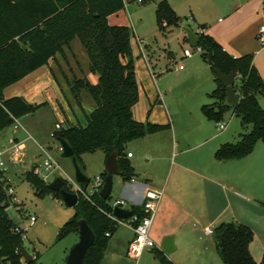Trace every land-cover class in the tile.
I'll use <instances>...</instances> for the list:
<instances>
[{
  "label": "trees",
  "instance_id": "16d2710c",
  "mask_svg": "<svg viewBox=\"0 0 264 264\" xmlns=\"http://www.w3.org/2000/svg\"><path fill=\"white\" fill-rule=\"evenodd\" d=\"M124 8L122 0H0V131L13 123V118L34 114L46 103H31L22 96L3 97V89L22 79L57 55H62L78 38L88 58L89 71L97 74L92 83L86 76L66 78L67 86L79 106L84 124L71 122L63 115L60 128L52 131L56 141L64 139L73 149L74 156L83 171L82 155L101 150L106 157L117 152V175L130 181L136 173L127 159L125 145L135 139L170 128V123L158 124L139 121L132 108L139 95L131 49V31L126 25H110L107 17ZM157 26L176 24L179 18L165 0L155 6ZM203 29L204 26L200 25ZM197 47L207 62L211 52L215 87L207 94L210 103L202 104V114L215 123L222 120L226 110L239 118L243 132L232 142H223L214 152L216 160H226L248 155L257 142L264 143V109L258 98L264 95V82L253 63V55L245 53L233 56L225 51L214 37L199 32ZM186 37L184 36V40ZM169 58L173 55L167 53ZM234 73V88L238 103H226V88L214 73ZM85 91L93 101L86 110L80 99ZM105 176V171L100 174ZM26 180L38 196L51 195L61 200L59 192L52 191L34 167L24 173ZM89 183L80 186L86 190ZM63 188L70 190L64 182ZM111 194V193H110ZM11 196L0 181V264H40L37 253L29 262L20 255L26 230L16 231L18 224L8 217L6 208ZM264 207V201L261 202ZM73 216L59 229L57 239L70 233H78V221L84 219L94 233V241L88 248L82 264H100L108 242V236L118 225L108 217L111 212V196L103 199L99 190L85 197L78 194ZM138 217L141 207H134ZM109 235H105L106 233ZM215 248L223 264H256L248 245L253 238L251 229L241 223L223 221L213 229ZM151 252L160 264H173L157 247ZM260 264H264V251Z\"/></svg>",
  "mask_w": 264,
  "mask_h": 264
},
{
  "label": "crops",
  "instance_id": "0c3cea01",
  "mask_svg": "<svg viewBox=\"0 0 264 264\" xmlns=\"http://www.w3.org/2000/svg\"><path fill=\"white\" fill-rule=\"evenodd\" d=\"M255 1L240 0L230 4L227 15L230 19L225 27L219 29V43L225 51L233 56L251 53L253 63L264 82V41L260 40L261 35L259 32L260 26L264 25V11L259 13L257 7H254ZM243 8L244 11L238 14V11ZM117 12L107 17L108 24L126 25L122 22L110 20ZM219 20L221 21V18ZM201 31L206 32L203 28L196 30L195 33ZM184 36L185 33L183 32L182 41L188 43L187 39L184 40ZM135 37L140 50L134 49L133 44H131V49L132 55L135 56V76L140 93L143 89L142 79L147 77L149 80L150 76L153 83H156L157 75L153 71V67L157 65L159 59L155 58L148 61L145 51L142 52L143 42L141 38H138L139 36L136 33ZM198 51L201 53L200 50ZM169 52L172 53L173 57L169 58L167 52L168 61L176 64L175 55L172 51ZM61 56L65 57V49ZM57 58L58 55L55 59L50 60L47 65L39 67L17 82L6 86L3 89V97L22 96L31 103L44 102L46 103L45 106H55L57 104L62 114V120L55 123H62L63 115L75 123L76 118L73 117L72 107L67 104L68 97H64L62 94L63 87H61L58 76L61 75L64 78L66 73L59 68ZM183 58H192V54L185 56L182 53L181 59ZM185 62L188 61L179 63L176 69H181ZM52 63H55L58 67V74L53 70ZM208 66L206 61L200 63L201 78H203L202 85H206V82L212 80L215 86L213 73L209 69L210 66ZM83 72L92 83H96L97 79L89 69ZM261 97H264V95L258 98L260 106H262L260 103ZM87 103L90 108L94 105L91 99ZM162 106V104H159L155 108L162 109L164 108ZM28 115L32 116L33 114ZM28 115H24L18 120ZM165 115L164 120L150 118V122L158 124L169 122V129L132 140L125 145L126 153H131L130 156H127V159L136 176L132 178L133 181H123L119 176L118 179H115L116 177L113 175L112 190L115 185L117 194L115 199H124L127 202L126 207L134 210V207H141L145 191L148 188L162 191L149 234L156 247L163 253L164 239L171 238V252L164 254L173 264H223L217 254L213 234L204 232L205 228L214 229L216 225L223 221L241 223L251 229L253 238L249 242L248 249L255 263L260 264L264 251V219L260 222H243L245 220H242L238 203L241 205L242 201H245L252 202L254 205L256 203L254 196L246 191H251L255 186L260 187V189L264 188V143L257 142L248 155L218 161L214 157L215 150L221 144H219L217 123L208 120L203 114L195 120L191 118L190 122L187 119H181L177 123L172 120L170 122L167 113ZM178 123H180V129ZM186 125L190 130L189 133L183 131ZM9 129V135L1 134L0 131V150L2 151L7 148L8 137L24 140L27 137L26 132L32 135L26 127H24L26 132L22 129L14 130L12 127H9ZM19 132L23 133V138L18 136ZM134 141L140 142L141 155H144L148 162L145 168H139L138 161H134L135 154L128 150V145ZM56 142L54 140L52 144L43 145L51 148ZM192 142L193 145L191 146L190 143ZM57 154L60 155V153ZM3 156L7 161L8 171L18 164L12 162L8 152H4ZM66 159L71 164L70 158ZM71 169L72 173H69L70 175L73 174L72 164ZM104 171L105 156L103 157L100 174ZM244 190L246 191L243 192ZM230 196L231 200L229 199ZM122 226L127 229L126 234L114 236V231L108 236V242L100 264H103L105 255L108 252L109 254H115L114 252L122 249L126 253L128 244L133 238V231L127 225ZM153 258L155 259L154 256Z\"/></svg>",
  "mask_w": 264,
  "mask_h": 264
},
{
  "label": "rangeland",
  "instance_id": "374dc122",
  "mask_svg": "<svg viewBox=\"0 0 264 264\" xmlns=\"http://www.w3.org/2000/svg\"><path fill=\"white\" fill-rule=\"evenodd\" d=\"M158 1L160 0H146L141 5L130 3L110 19L113 22L125 23L129 27L131 31L130 42L133 44L134 49H139L135 33L139 36L138 38H141L143 42L142 52L145 51L148 61L155 58L159 59L156 66L153 67L152 64L153 71L157 75L156 83H153L150 76L149 80L147 77L142 79L143 89H141L138 100L132 109L133 116L140 120L151 121L150 118L164 120V115L167 113L170 122L172 120L177 123L181 119H187L190 122L191 118L195 120V118L202 116L200 107L202 104L211 102L207 94L215 86L212 80L206 82V85H202L203 78H201L200 63H203L204 60L197 48L182 41L183 28H189L196 32V30L201 29L200 25H203L206 33L212 35L219 42V29L225 27L230 19L227 16L228 7L231 6L232 2L240 0H165L179 20L176 24L165 25L164 28H159L156 22L155 6ZM254 7H257L259 13L263 12L264 0H256ZM242 11H244V8L239 10L238 14ZM188 18H191L192 21H188ZM219 18H221V21ZM185 48L192 52V58L181 59ZM169 51H172L175 55L176 64L168 61L166 53ZM132 57L135 69V56L132 55ZM87 60L88 58L78 38L72 41L69 48H65V57L58 55L57 58L59 68L66 73L64 78L61 75L58 76L61 87H63L62 94L64 97H68L67 104L72 107L73 117L75 116V120H78L81 124L85 122L84 117L70 93L66 78L72 79L73 77L85 76L83 71L89 69L88 62L86 63ZM182 61L188 62H185L181 69H176V66ZM52 68L58 74V67L55 63H52ZM94 75L97 79V74ZM80 99L83 108L89 109L87 102L91 98L85 91L81 92ZM260 103L264 109V97L260 98ZM159 104H162L164 108H155ZM151 112L152 116L150 117ZM61 120L62 114L58 105L55 104V106L43 105L32 116L28 115L19 121L29 130L37 142L48 145L54 142L51 132L54 129L55 122ZM221 121L226 123V128L219 131V144L237 140L238 134L244 130L239 118L232 115L231 110H226ZM178 124L180 129V123ZM183 131L190 132L187 125ZM9 133V127L1 131V134L9 135ZM18 136L20 138L24 137L22 132H19ZM26 145L22 160L8 171L14 197L17 199L18 204L12 202L6 208V213L9 218L26 230L22 245L32 254V257L37 253L40 264H66V257L71 247L77 242L78 233L67 234L60 240L57 239V235L60 227L73 216L74 207H67L62 200L55 199L49 194L44 196L35 194V189L26 180L24 173L32 169L35 164H39L41 159L39 150L32 140L27 141ZM190 145L192 146L193 142ZM139 147L140 142L134 141L128 145V150L135 154L134 161H138L139 168H145L148 162L145 156L141 155ZM53 154L59 161L60 166L68 173H72L70 162L66 158H61L56 151ZM81 157L86 165L84 172L93 181L95 176L100 174L104 154L101 150H97L93 153H85ZM44 175L45 173L42 171L40 178L47 182H51L55 177H61L59 172L48 174L46 178H44ZM115 177V179H118V175L115 174ZM90 190L88 188L89 192ZM246 192L254 196L256 203L254 205L252 202L245 201H242L241 205L238 203L242 220H245L243 221L245 223L250 221L260 222L264 219V207L261 203L264 201V188L260 189V187L255 186L251 191ZM110 196L111 201L117 197L115 185ZM229 199L231 200V196ZM19 206L22 208L18 212L17 207ZM30 215L36 216V220L31 224L29 222ZM126 232L127 229L121 225L115 230L114 236L125 235ZM114 253H106L103 264H159L153 258L151 248L144 249L138 259L128 257L122 249Z\"/></svg>",
  "mask_w": 264,
  "mask_h": 264
},
{
  "label": "built area",
  "instance_id": "2783aa9c",
  "mask_svg": "<svg viewBox=\"0 0 264 264\" xmlns=\"http://www.w3.org/2000/svg\"><path fill=\"white\" fill-rule=\"evenodd\" d=\"M146 0H122L124 8L127 7L130 3H135L138 5H141ZM188 21H191V18H188ZM260 40L264 41L263 32H264V25L260 26ZM197 50H200L197 48ZM185 56H190L192 52L185 48L183 51ZM235 80V77H234ZM12 129L18 130L22 129L25 131L24 127L21 125L19 120L17 118H13V123L11 124ZM55 128H60V124L56 123ZM226 128V123L223 121H220L217 123V130L222 131ZM26 132V131H25ZM27 137L24 140H19L16 137H8L7 139V148L5 151L0 150V181L4 184V190L7 195L11 196L10 204L13 202L15 204H18L17 199L14 197V190L11 183V178L8 175V165L7 161L4 158V152H8V155L12 162L18 163L22 160L24 157V151L26 149V141L32 140L34 144L37 146L39 150V156L41 159V162L39 164L34 165V171L35 174L40 176L42 174V171L45 173L44 178L48 174L59 172L61 178L64 180V182L69 186L70 190L72 192L77 193V195L80 193L84 195L85 197H88V194H90L93 191L100 190L103 184V176L96 175L94 180H89V185L86 190L82 189L80 184H78L73 174L70 175L67 173L59 164L58 160L55 158L53 152L56 151L57 153H61L62 148L59 142L57 141L51 148L48 146H45L41 143H38L32 135H30L28 132H26ZM131 153H127V156H130ZM43 179V178H42ZM44 180V179H43ZM47 182L46 180H44ZM133 181V179H131ZM88 188H90V192L88 191ZM162 191L148 188L145 191L143 202L141 203V209H142V216L138 217L137 214L131 216L128 219H118L113 215V208L115 206H118L120 208H125L128 210H132L128 207H126L127 202L122 198H116L111 201V212L108 214V217L113 219L117 225H127L129 226L133 231V238L129 242L126 254L128 257L133 259H138L139 256L142 254L144 249L146 248H153L156 247L155 242L150 237L149 231L150 227L152 225V221L154 218L155 211L157 209L158 203L161 199ZM21 206L17 207V211H21ZM21 214V213H20ZM22 215V214H21ZM36 220L35 215L29 216V222L30 224L33 223ZM20 229L25 230L22 228L19 224L16 227V231H20ZM206 234H213L212 228H205L204 231ZM105 235H109L107 232Z\"/></svg>",
  "mask_w": 264,
  "mask_h": 264
},
{
  "label": "water",
  "instance_id": "95a60500",
  "mask_svg": "<svg viewBox=\"0 0 264 264\" xmlns=\"http://www.w3.org/2000/svg\"><path fill=\"white\" fill-rule=\"evenodd\" d=\"M187 42L192 47H197L199 34L193 32L189 28H183ZM207 64L212 65L211 52H208L207 55ZM215 75L220 80L221 84L226 88V103L228 105H236L238 103V94L235 92L234 88V73L223 74L218 69H214ZM61 145L62 151L60 153L61 158H70L73 176L75 181L78 184L88 183L89 178L85 172L79 166L73 149L67 141L64 139L58 140ZM118 165H117V152L113 151L105 159V176L103 178V184L99 190V196L103 199H107L110 195L113 187V175L117 174ZM64 180L61 177H55L51 182L48 183V187L52 191L60 193L61 200L67 207H75L78 203V195L75 192L67 191L63 188ZM135 210H128L125 208H120L115 206L113 208V215L118 219H128L131 216L135 215ZM79 230H78V240L71 247L66 257V264H82L84 256L88 248L92 245L94 241V233L89 227L87 222L84 219L78 221ZM171 238L167 237L164 239L162 250L164 253L168 254L171 252ZM20 255L23 258L24 262H29L33 259L32 254L29 253L23 245L20 246Z\"/></svg>",
  "mask_w": 264,
  "mask_h": 264
}]
</instances>
